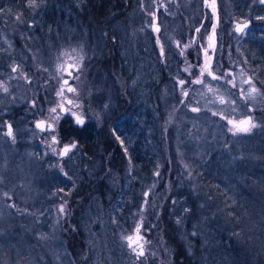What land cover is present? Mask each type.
<instances>
[{"label":"rangeland","instance_id":"374dc122","mask_svg":"<svg viewBox=\"0 0 264 264\" xmlns=\"http://www.w3.org/2000/svg\"><path fill=\"white\" fill-rule=\"evenodd\" d=\"M36 3L8 5L0 14V264H76L67 242V219L75 179L71 166L79 149L74 140L61 139L59 125L62 120L76 123L75 112L102 126L109 87L96 65L100 38L78 23L69 2ZM258 16H264L259 0H138L125 39L132 79L124 87L139 81L144 86L145 77L152 84L151 56L174 72L162 68L166 77H160L157 95L151 86L144 89L145 98L135 109L112 121L129 164L106 211L99 206L89 211L85 229L94 256L88 264H172V250L159 228L168 203L182 225L188 252L198 249V264L240 263L226 239L245 236L243 229L250 228L263 250L264 64L254 62L264 59V21ZM246 19L254 24L238 33L237 24ZM198 78L203 82H192ZM252 85L257 93L249 97ZM113 88L125 89L116 76ZM249 117L256 125L251 131H229L234 125L229 120ZM41 120L54 131L37 128ZM53 135L58 143L52 144ZM73 144L67 155H60ZM134 153L148 164L136 165ZM168 162L172 169L180 164L177 186L164 174ZM184 181L205 192L208 188L205 198L218 209L202 210L191 221L188 195L174 193L188 187ZM239 212L248 216V227L231 224V215ZM138 226L144 250L139 258V249L133 252L123 239L135 237Z\"/></svg>","mask_w":264,"mask_h":264},{"label":"trees","instance_id":"16d2710c","mask_svg":"<svg viewBox=\"0 0 264 264\" xmlns=\"http://www.w3.org/2000/svg\"><path fill=\"white\" fill-rule=\"evenodd\" d=\"M67 1L73 8L78 23L80 25L83 24L89 32H93L95 36L100 38V56L96 58L98 62L96 65H100V79H104L106 87H109L105 95L106 97L110 96L106 100L105 112L107 119L102 126H98L92 119L84 122L83 125L73 124L69 120H62L59 125L61 139L63 141L74 140L77 142L79 149V155L71 166V172L75 175V179L69 196V217L67 220L70 227H68L67 242L77 262L76 264H88L89 260L94 256V249L89 243L85 229L86 220L88 214H90L89 211L92 212L98 206L106 211L110 203L117 198L120 192L119 190L125 180L129 164L127 151L116 134L113 122L115 123L118 119L127 116L135 109L136 102L141 101V98H145V96H142L144 89L148 92L151 86L152 92H154L153 97L157 95L156 93H158L161 87L160 77L162 79L166 77L162 72L167 67L163 68V66L167 65L164 64L160 67L158 59L151 56V65L154 62L150 68L153 71L152 84L147 82L144 75V86L141 85V81H139L140 83L137 81V86L127 89L126 86L130 84L132 79V74L129 73L128 69L132 63V59H128L125 55L126 52L124 53L127 47L125 39L126 34L130 30L129 25L134 16V9L138 4V0ZM27 3H29V0H0V10H2L0 14L4 15L6 13L5 8L8 5L23 8ZM152 53L153 51L150 54ZM258 62H261L259 64L263 65L264 59L255 61L254 63ZM134 68L138 71L137 67ZM170 72L174 71L170 70ZM115 76L121 79L123 88L127 90H122V93L119 92L120 89L115 90L113 88L111 90L112 84L115 82ZM124 85L126 86L124 87ZM263 112L264 110L262 109L261 113ZM136 149L134 148L135 151ZM133 159L136 165L140 166L142 164V166H146L148 164L146 163V158L139 153L137 155L134 153ZM179 171H181L180 164L178 168L175 166L173 169L169 162L166 165L164 174L166 175V179L171 180L172 186H177L178 183L181 184L182 176ZM207 179L211 180L210 178ZM184 182L187 184V181ZM190 184H187L188 187L186 189L176 190L174 193L180 194L181 192L183 196L188 195L194 215V218L193 216L190 218L191 221L198 214H201L202 210L218 209V207H214L205 198L206 195H209L207 193V191L209 192L208 188H206L205 192V189H197ZM252 194L254 193L250 192V195ZM201 204H204V206L201 207ZM167 205L169 209H162L161 217L163 221L159 228L162 230L163 237L172 250V264H198L200 255L197 247L193 253L188 252L186 243L181 235L182 225L173 219L174 213L170 208L172 204L168 203ZM223 215V213L218 214L220 217ZM244 215L240 212L239 214L231 215V224L238 225L237 228L242 227V224L248 227V216L245 219ZM252 216L255 217L253 214ZM191 223L188 221V224ZM243 230L245 236L226 239L241 261L238 264H264V245L263 250L259 251L260 244L251 235L252 231H250V228ZM151 264H153V261Z\"/></svg>","mask_w":264,"mask_h":264},{"label":"snow or ice","instance_id":"6c2138e0","mask_svg":"<svg viewBox=\"0 0 264 264\" xmlns=\"http://www.w3.org/2000/svg\"><path fill=\"white\" fill-rule=\"evenodd\" d=\"M259 2L261 4H264V0H259ZM36 6H37L36 0H29V7H36ZM213 8H214V3H213ZM0 11H2V10H0ZM17 19H19V17H17ZM256 19L261 20V21H264V16H258ZM247 27H248V24L247 23L237 24L236 31L237 32H243L244 29L247 28ZM155 30L156 31H159L158 28H156ZM214 30H215V25H213V31ZM197 31H199V29H197ZM210 39H211V37H210ZM9 46H11V45H9ZM161 51L163 52V49ZM206 55H207V53H206ZM16 70H17V68L15 66H13L12 71L15 72ZM206 70H207V66L202 67L201 68L200 75L203 76L204 75V72ZM208 74L211 75L213 79H219V77L213 75L211 71H209ZM69 75H71V73H69ZM192 82L193 83H202L203 81L198 78V79H195ZM245 82L251 84V81L250 80L245 81ZM67 83H68V81L65 80L64 81V84H67ZM179 83H180V85H184L185 81L180 80ZM229 83H231V81H229ZM233 86H235V85L233 84ZM3 90H4V92H8L7 87H4ZM68 91H75V89L69 87L68 88ZM256 93H257V89H256V87L254 85H252L250 87V90L248 91V96L249 97H252ZM59 94L60 93H58V95ZM183 95L185 97H187L188 96L187 91L183 92ZM220 102L221 103L224 102L223 98H221V101ZM191 110L194 111V112L199 111L198 108H192ZM50 111L52 113H55L57 111V109L56 108H52ZM71 115H73L75 117V122L77 124H79V125H83L84 124L85 121H84V119L82 118L81 115H79V114H77L75 112L71 113ZM214 115H215V113H214ZM54 119H59V117H54ZM44 123H45L44 121L38 122L37 125H36V127L37 128H40L41 130H44ZM229 123L232 124L233 122L231 120H229ZM254 127H256V125L254 123H252L251 117H249L247 120L240 121L239 124H234L233 125V128L229 129V131H232L234 134L237 133V132H249ZM48 129L49 130H53L51 124H48ZM7 135L10 136V137L13 135L11 125H8ZM51 142H52V144L58 143L55 135H53L51 137ZM74 147H75V144H73L71 146H64L63 149H62V151L60 152V155L61 156L67 155L68 152L71 150V148H74ZM55 151H56L55 148H53V152L54 153H55ZM0 182H2V178H0ZM4 196L7 197L8 196V193H4ZM9 199H11V197H9ZM14 206H15L14 204L13 205H10V207H14ZM59 210H60V212H63L64 211L63 205L60 207ZM178 223H179V221H178ZM139 232H140V226H138L136 228V230H135V237L133 235H128V236L123 237V239H125V240L128 241V246L130 248H132V251L133 252H137V249H139V251L137 252V257L138 258L140 256H143L144 255L143 245L139 243V241L142 240L143 238L139 235ZM133 245H135V247Z\"/></svg>","mask_w":264,"mask_h":264},{"label":"water","instance_id":"95a60500","mask_svg":"<svg viewBox=\"0 0 264 264\" xmlns=\"http://www.w3.org/2000/svg\"><path fill=\"white\" fill-rule=\"evenodd\" d=\"M264 5V4H263ZM244 23H247L248 24V26H250V24H251V21H244V22H241V23H239V24H244ZM238 33H241V32H238ZM248 118H244L243 120H247ZM243 120H241V121H243ZM41 121H43V120H41ZM41 121H39V122H41ZM231 121L234 123V124H239V122H236L235 120H233V119H231ZM52 126V129H54V126L53 125H51ZM40 129V128H39ZM46 129H48V126L47 127H45V123H44V130H42V131H45ZM41 130V129H40ZM49 130V129H48Z\"/></svg>","mask_w":264,"mask_h":264},{"label":"flooded vegetation","instance_id":"af4514ba","mask_svg":"<svg viewBox=\"0 0 264 264\" xmlns=\"http://www.w3.org/2000/svg\"><path fill=\"white\" fill-rule=\"evenodd\" d=\"M245 21H251V24H250V26H248V27H252V25L254 24V21L252 20V19H246ZM232 124H234V123H232ZM51 131V130H50Z\"/></svg>","mask_w":264,"mask_h":264}]
</instances>
